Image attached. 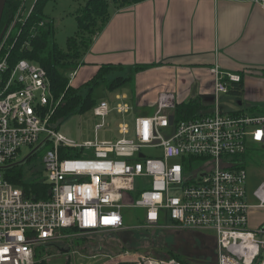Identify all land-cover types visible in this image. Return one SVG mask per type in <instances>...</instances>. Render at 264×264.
<instances>
[{
  "label": "built area",
  "instance_id": "1",
  "mask_svg": "<svg viewBox=\"0 0 264 264\" xmlns=\"http://www.w3.org/2000/svg\"><path fill=\"white\" fill-rule=\"evenodd\" d=\"M8 1L18 6L0 41V264H36L40 246L131 229L124 207L144 211L137 214L144 221L137 229L171 222L213 232L217 264H264V230L248 226L253 207L264 208V179L252 193L255 201L247 190V159L264 150V114L226 112L220 104L221 94L241 75L212 67L214 98L191 117L179 115L176 94L164 91L153 112L136 116L133 124L121 123V138L77 143L50 125L63 96L53 94L47 69L27 59L10 61L13 28L24 24L37 1L29 14L28 0ZM116 107L119 114L131 109L123 102ZM110 111L108 101L94 107L102 119L96 131ZM25 145L34 148L29 157L50 146L44 156L47 179L37 180L48 185L47 198H33L32 191L6 177L5 169ZM64 147L73 155L64 156ZM151 147L161 154L148 157L144 148ZM88 259L91 264H187L128 248Z\"/></svg>",
  "mask_w": 264,
  "mask_h": 264
},
{
  "label": "crops",
  "instance_id": "2",
  "mask_svg": "<svg viewBox=\"0 0 264 264\" xmlns=\"http://www.w3.org/2000/svg\"><path fill=\"white\" fill-rule=\"evenodd\" d=\"M92 36L73 86L86 84L105 64L121 65L120 70L137 71L121 75L131 80L120 88L134 83V103L147 107L145 114L164 91L174 92L177 102L199 98L207 106L216 80L211 68L218 66L244 76L239 102L264 114V5L256 0H144L112 8ZM143 65L148 68L138 69ZM129 98L122 91L115 100L130 107ZM259 209L264 208L250 211L251 230L264 228Z\"/></svg>",
  "mask_w": 264,
  "mask_h": 264
},
{
  "label": "rangeland",
  "instance_id": "3",
  "mask_svg": "<svg viewBox=\"0 0 264 264\" xmlns=\"http://www.w3.org/2000/svg\"><path fill=\"white\" fill-rule=\"evenodd\" d=\"M36 1L37 0L27 1L26 14L30 13L32 10L31 8ZM86 2L87 0H47L43 6L44 14L52 19V21L55 23L56 42L59 44L61 49L66 50L69 37L74 36L77 32H79L80 28L76 15L81 9L84 8ZM118 4L119 2H111L110 9L118 7ZM44 22L46 23V21ZM9 23L7 22L4 26V31L8 27ZM17 28L18 27H14L13 32L16 31ZM153 66L154 64L150 65V67ZM75 70L77 69L72 67L70 69L63 70L62 72L65 74V76L70 77V74ZM136 72L137 71L135 69L133 72H130V69L124 71L120 70L111 73L108 75V78H113L120 75L130 76L134 75ZM74 86L79 87L82 94H88V86H86L83 81L80 80L79 82L75 83ZM122 91H126L130 95V98L127 101L130 104L131 110L130 113L127 114H119L116 110L118 101L115 100V97L117 93L120 94ZM93 97L98 103L106 100L110 102L111 113L104 119L106 125L96 131L97 124L102 123V119L101 117L95 115L94 109L92 108V110L84 113L78 112L64 117L58 126V131L63 136L68 137L77 143L93 141L97 138L100 140H116L122 137V135L119 134V127L122 122L133 124L136 116L145 114L144 112L147 110V107H141L138 106L137 103H134V83L127 85L125 88H120V90L117 92H111L107 86L101 84L94 89ZM241 99H243L242 96L234 95L232 93H224L220 96V104L222 109L226 112H231L237 108H240L243 109L247 114H251L252 112L262 113L252 110L253 108L250 107L252 105L246 103L240 104L239 101ZM49 148V145L43 146L42 148L37 149L36 153H34L31 157H29V155L32 154L34 148L27 145L21 148V154H19L15 160V164L19 165V167H22L24 182L33 183L37 182V180L47 179V173L44 167V156ZM144 152L148 157L161 154L160 149L153 147L144 148ZM247 161L249 175L247 190H249L250 202H253L255 201V197L252 195V193L264 179V150H259L253 153L252 156L248 157ZM21 187L24 186L22 185ZM143 212L144 211L140 208L134 209L124 207L122 210L124 222L127 226L131 227V229L126 231H110L103 234L99 232L96 234H82L87 237L75 239L76 241L73 242L74 244L72 243V249L75 251L73 253L71 252V264H80L82 261L84 263L91 264L88 257L92 255L91 250L97 245H105L104 247L107 250L109 249L108 251L118 252L117 250L120 249L121 246L119 245L114 248H111V246L108 247L107 242L103 241V239H106V235L110 236L111 239H120L124 244H127L129 249L130 242H132L133 239L132 236L128 237L127 234L129 235L137 229L135 226L139 225L141 222L137 220V214L141 215ZM258 212L264 214V209H259ZM139 228L147 229L145 233H147L149 238L148 241L140 243L143 248H141V251L153 257L156 256L168 258L178 256L190 264H217L218 248L216 245L215 234H213V232L202 229L195 230L185 227L181 228L172 225L171 222L164 226L161 225V227ZM91 245L92 247H90ZM135 247L137 246L135 245ZM50 253L51 254L47 259L48 264H67L65 253H60V251L56 250L55 248H52ZM96 253L104 252L96 251ZM92 264L99 263L97 262Z\"/></svg>",
  "mask_w": 264,
  "mask_h": 264
},
{
  "label": "trees",
  "instance_id": "4",
  "mask_svg": "<svg viewBox=\"0 0 264 264\" xmlns=\"http://www.w3.org/2000/svg\"><path fill=\"white\" fill-rule=\"evenodd\" d=\"M47 0H37L35 5V11L28 17L24 24H20L16 31L10 37V42L13 45L10 49V61L17 62L20 59H27L31 62L38 63L44 66L49 74L50 80L52 81V90L56 98L59 99L63 96L62 103L54 107V113L51 115L50 125L58 129L60 122L68 115L75 114L78 112L84 113L94 109L97 105V100L93 97V91L95 88L104 84L110 90H116L120 88L122 84L131 80L130 77L118 76L114 79L108 78V75L117 71H120L122 66L108 65L101 66L98 72L91 77V80L86 83L88 86V94L84 95L80 92L79 87H74L70 83L68 76L62 72L63 70L70 69L72 67L79 66V61L85 54L87 48L90 46L93 34L106 22L110 15V3H118V7H124L132 5V3L141 2L144 0H87L83 9H81L77 15V22L79 23V32L76 35L69 37L67 42V49L63 50L56 42L55 23L47 15L44 14V8ZM18 4L7 1L5 5V11L1 21L0 32L3 31L6 23L10 22L12 15L17 10ZM117 7V8H118ZM46 21L45 25H41V22ZM148 65L139 66L138 69H146ZM241 75V74H240ZM241 75L240 81H235L230 86V92L234 95L242 96L244 92V79ZM177 112L179 115L184 117H191L197 114L198 111L205 109L206 105L203 104L199 98H193L188 102H178ZM63 155H73L71 148H62ZM7 179L13 182L16 186H24L27 191H32L33 198H47L48 185L43 182H24L22 167L17 164H13L5 169ZM143 214V213H142ZM144 221L141 220V223ZM126 231V230H124ZM147 229H136L131 234H127L128 237L132 236L133 241L130 242L129 249L141 251L144 241H148ZM87 237L81 235L76 239ZM106 235V239L103 241L107 242V246L111 248L121 246L117 251H123L128 248L127 244H124L120 239L110 238ZM135 240V241H134ZM76 241V240H75ZM43 245L38 249L37 263L36 264H48V257L51 254L50 250L55 248L60 253H65L67 258V264H71V253L68 252L72 243ZM128 242V241H126ZM103 243V242H102ZM74 244V243H73ZM135 245L137 247H135ZM139 245V247H138ZM105 245H97L91 250V254H95L96 251L104 253H118L116 251H108L104 247ZM92 247V245L90 246ZM89 247V249H90ZM110 248V249H111ZM143 249V248H142ZM103 250V251H100ZM89 252V251H87ZM95 252V253H94ZM175 258L184 261L186 260L175 256Z\"/></svg>",
  "mask_w": 264,
  "mask_h": 264
},
{
  "label": "water",
  "instance_id": "5",
  "mask_svg": "<svg viewBox=\"0 0 264 264\" xmlns=\"http://www.w3.org/2000/svg\"><path fill=\"white\" fill-rule=\"evenodd\" d=\"M7 1L8 0H0V27H1V21H2V18H3V14H4V11H5L4 8H5V5H6ZM3 35H4V29H3L2 32H0V41H1ZM172 119H173V116L170 117V120H172ZM263 230H264V228H263Z\"/></svg>",
  "mask_w": 264,
  "mask_h": 264
}]
</instances>
